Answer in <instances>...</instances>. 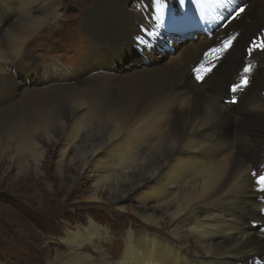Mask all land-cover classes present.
<instances>
[{
	"label": "bare ground",
	"instance_id": "bare-ground-1",
	"mask_svg": "<svg viewBox=\"0 0 264 264\" xmlns=\"http://www.w3.org/2000/svg\"><path fill=\"white\" fill-rule=\"evenodd\" d=\"M132 3L84 4L76 65L50 67L42 79L24 45L57 17L58 0H0V122L50 119L45 135L11 141L0 134L1 165L20 173L30 157L37 172L46 145L57 148L58 165L76 149L69 162L92 184L80 199L130 212L142 225L128 226L116 246L94 218L57 233L28 225L30 234L64 245L45 252L47 264H239L253 257L264 264V192L254 182L264 169V49L248 46L255 34L264 40V0H245L244 11L210 36H178L175 53L159 64L141 59L119 71L116 57L137 45L132 37L148 15ZM230 31L237 32L233 45L196 83L191 67ZM139 46L151 62L154 50ZM249 67L237 103H224L228 82ZM37 194L45 200L51 192ZM113 247L112 255L103 251Z\"/></svg>",
	"mask_w": 264,
	"mask_h": 264
},
{
	"label": "rangeland",
	"instance_id": "rangeland-1",
	"mask_svg": "<svg viewBox=\"0 0 264 264\" xmlns=\"http://www.w3.org/2000/svg\"><path fill=\"white\" fill-rule=\"evenodd\" d=\"M148 1L152 6L154 0H131L132 8L137 11L145 9L147 14L153 12V6L149 7ZM90 2L91 0H58L57 17L48 20L46 25L40 27L28 39L29 42H25V50L31 54L33 64L39 69L42 79H45L50 67L62 65L68 68L76 65L77 53L85 43L79 28L84 16L83 5ZM160 2L159 6L162 5ZM243 2L245 0H239V6ZM232 12L233 9L227 11ZM148 16H144L145 20ZM194 34L197 33L191 35ZM179 37L168 38L169 49H154L151 62L144 60L145 53H138L135 44L124 47L121 56L116 57L117 70L125 71L126 65L138 67L141 59L142 64L163 62L167 56L175 53L174 42ZM131 51L134 53H130ZM49 125V118L32 122L20 116L0 122V134L7 140H23L27 136L45 135ZM82 141L84 143V140ZM42 150L45 155L44 163L38 164L37 172L31 168L30 157L20 173L16 166L7 168L5 164L0 163V264H47V250L64 249V245L55 244L51 239L42 241L39 236L30 234L28 225L44 233H57L63 225H68L69 228L77 224L85 225L88 218H94L100 225L109 228V232L115 236L112 238V245L115 246L130 226L136 229L142 226L130 212L118 211L105 202L80 199L81 194H88L92 190V184L80 174L77 161L69 162L76 155V149L71 150L60 165L56 164L58 150L55 146L46 145ZM19 180L22 185H13ZM78 184L81 185L78 187ZM38 188L51 194L44 200L38 196ZM97 250H100V247ZM103 251L110 255L116 253L114 247L105 248Z\"/></svg>",
	"mask_w": 264,
	"mask_h": 264
},
{
	"label": "snow or ice",
	"instance_id": "snow-or-ice-1",
	"mask_svg": "<svg viewBox=\"0 0 264 264\" xmlns=\"http://www.w3.org/2000/svg\"><path fill=\"white\" fill-rule=\"evenodd\" d=\"M186 2H191V0H180V3L181 5L185 4ZM244 11L243 8H239V10L236 12V16H239L242 12ZM234 39V38H232ZM231 43H232V40L230 39L227 43H226V48L231 46ZM253 47H259L261 49H264V42H262L261 44L259 45H253ZM251 51V50H250ZM250 70V67L249 68H246L245 71H249ZM242 83L246 84L247 83V80H243ZM257 183L261 185L262 188H264V176H260L259 179L257 180Z\"/></svg>",
	"mask_w": 264,
	"mask_h": 264
}]
</instances>
